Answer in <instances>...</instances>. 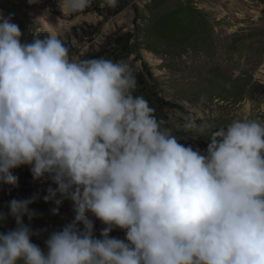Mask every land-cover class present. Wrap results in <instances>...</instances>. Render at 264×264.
Masks as SVG:
<instances>
[{"label":"clouds","instance_id":"9594fccd","mask_svg":"<svg viewBox=\"0 0 264 264\" xmlns=\"http://www.w3.org/2000/svg\"><path fill=\"white\" fill-rule=\"evenodd\" d=\"M23 34L0 15V185L27 166L56 184L45 202L59 193L74 217L45 251L23 223L32 200H11L0 264H264V122L234 120L194 150L134 94L126 62L70 57L56 35ZM184 128L205 130L190 117ZM90 216L104 225L99 238ZM115 229L124 239L110 238Z\"/></svg>","mask_w":264,"mask_h":264},{"label":"rangeland","instance_id":"374dc122","mask_svg":"<svg viewBox=\"0 0 264 264\" xmlns=\"http://www.w3.org/2000/svg\"><path fill=\"white\" fill-rule=\"evenodd\" d=\"M123 2L126 8L112 15ZM89 5H110V10L72 12L60 9L58 0H0V15L19 26L23 41L53 33L70 57L126 62L135 76L134 94L143 96L157 119L194 150L204 152L210 132L234 120L264 122V0H89ZM45 14L54 28L38 19ZM159 101L183 110H159ZM188 117L204 132L187 131ZM12 174L15 186L0 185V211L6 212L13 199L32 200V218L25 216L23 223L40 247L71 223L72 202L59 193L45 202L57 186L49 177L33 180L27 166ZM23 189L31 191L23 194ZM90 219L99 238L104 225ZM15 227L8 218L0 222V233ZM109 236L124 239L125 233L115 229Z\"/></svg>","mask_w":264,"mask_h":264},{"label":"trees","instance_id":"16d2710c","mask_svg":"<svg viewBox=\"0 0 264 264\" xmlns=\"http://www.w3.org/2000/svg\"><path fill=\"white\" fill-rule=\"evenodd\" d=\"M126 6H127V3H126V2L119 3L118 6L116 7V9H114V10L112 11V15H115V14L120 13L121 11H123V10L126 8ZM106 9L110 10V5L106 6L105 9H103V8L100 9V8L97 7V6L92 7L91 5H88V7H86V8L84 9V11H85V12H89V11H91V10H96V11H98V12H103V10L105 11ZM143 68H144L146 74H147L148 76H150V72L148 71L146 64H143ZM158 108H159V110H162V111L165 110V109H168V110L178 109V110H181V111L183 110L181 106L176 105V104H173V103H170L169 101H161V102L159 101ZM163 126L166 127L165 124H164ZM215 130H218V129H214V130H212V131L210 132L209 136H210L211 133H212L213 131H215ZM209 136H208V137H209ZM208 137H207V138H208ZM207 138H206V140L204 141V151H205L206 148H207V143H208ZM29 190L31 191V189H28V191H26L25 189H23V190H22V191H23V194H25V193L27 194L28 192H30Z\"/></svg>","mask_w":264,"mask_h":264},{"label":"built area","instance_id":"2783aa9c","mask_svg":"<svg viewBox=\"0 0 264 264\" xmlns=\"http://www.w3.org/2000/svg\"><path fill=\"white\" fill-rule=\"evenodd\" d=\"M45 241H46V239H43V241H42L41 244H40V248H41L42 250H45V251H46V248H45Z\"/></svg>","mask_w":264,"mask_h":264},{"label":"bare ground","instance_id":"6f19581e","mask_svg":"<svg viewBox=\"0 0 264 264\" xmlns=\"http://www.w3.org/2000/svg\"><path fill=\"white\" fill-rule=\"evenodd\" d=\"M52 35H54L53 33H51Z\"/></svg>","mask_w":264,"mask_h":264}]
</instances>
